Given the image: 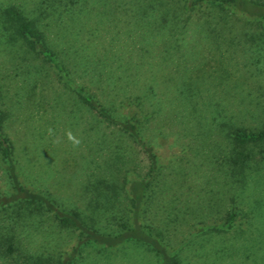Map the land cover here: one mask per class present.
I'll return each mask as SVG.
<instances>
[{
    "label": "rangeland",
    "instance_id": "374dc122",
    "mask_svg": "<svg viewBox=\"0 0 264 264\" xmlns=\"http://www.w3.org/2000/svg\"><path fill=\"white\" fill-rule=\"evenodd\" d=\"M39 2L0 5H20L37 18L74 81L99 101H137L150 113L145 137L159 170L141 223L160 229L182 264H264V142L248 146L250 157L235 174L222 166L228 142L218 128L222 121L264 126V21L247 22L233 13L222 24L211 12L204 23L199 10L171 11L160 20L147 0H55L41 14L47 2ZM19 44L0 37L2 131L13 144L21 177L61 208L93 213L104 222L111 209L89 205V182L102 176L120 184L124 172L143 175L148 160L116 126L80 105L50 65ZM68 132L79 146L68 141ZM7 187L0 166V191ZM227 211L236 214L230 230L205 228L224 222ZM14 233L20 255L55 256L76 239L75 231L48 216L25 219ZM0 264L21 259L0 254ZM75 264L158 262L146 246L126 241L111 250L84 245Z\"/></svg>",
    "mask_w": 264,
    "mask_h": 264
},
{
    "label": "trees",
    "instance_id": "16d2710c",
    "mask_svg": "<svg viewBox=\"0 0 264 264\" xmlns=\"http://www.w3.org/2000/svg\"><path fill=\"white\" fill-rule=\"evenodd\" d=\"M44 1L47 2L44 8L38 6L41 14L45 13V9L55 0H40L39 5ZM65 1L68 5H73L78 0ZM146 5L155 13L158 12L160 20H165V14L170 15L171 11L189 15L199 10L204 14V23H208L211 12L218 13L217 18L222 24L228 19L226 15L233 13L242 14L247 22L264 21V0H147ZM64 9L69 8L66 5ZM37 23L38 19L27 15L20 5H0V37L9 43H20L25 51L40 57L44 63L50 65L57 80L74 94L76 101L92 111L98 121L116 126L121 135L136 144L145 154L148 165L143 175H126L124 172L120 184H116L112 176L110 179L96 176L89 182L88 189L93 193L94 199L90 202L93 204L89 205L94 209H97L98 205L111 209L110 218L104 222L93 213L84 214L77 208L63 209L47 192L34 190L24 183L13 157V144L2 131L6 114L0 109V166L8 186L5 191H0L1 256L10 258L11 254L16 253L17 258L21 259V264H75L76 256L84 245L91 244L111 250L126 241H135L152 251L158 264H182L177 255L178 249H173L165 242L162 231L151 224L141 223L140 220L149 199L148 192L152 190L159 170L157 156L145 137L150 113L143 110L141 103L137 101H121L119 105L111 101L101 102L86 85L76 83L67 64L58 59ZM143 102L146 103V95ZM218 128L228 142L221 159L222 166L225 170L239 173L250 157L248 146L264 142V126L251 129L231 121H222ZM98 197L102 202L95 200ZM235 215V212L227 211L224 222L207 224L205 228L228 231L233 226ZM40 216H48L59 227L76 232L75 242L68 251L55 256L20 255L19 238L14 233V227L25 219Z\"/></svg>",
    "mask_w": 264,
    "mask_h": 264
},
{
    "label": "clouds",
    "instance_id": "9594fccd",
    "mask_svg": "<svg viewBox=\"0 0 264 264\" xmlns=\"http://www.w3.org/2000/svg\"><path fill=\"white\" fill-rule=\"evenodd\" d=\"M48 133L49 135H52L53 129L49 128ZM66 135H67L68 141L72 143L74 147L79 146L80 141L76 137H74L71 132L66 133Z\"/></svg>",
    "mask_w": 264,
    "mask_h": 264
}]
</instances>
